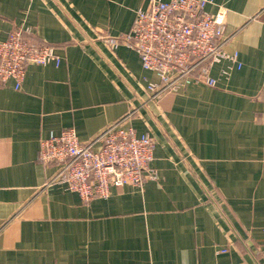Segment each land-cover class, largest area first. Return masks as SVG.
<instances>
[{
	"label": "crops",
	"instance_id": "1",
	"mask_svg": "<svg viewBox=\"0 0 264 264\" xmlns=\"http://www.w3.org/2000/svg\"><path fill=\"white\" fill-rule=\"evenodd\" d=\"M148 2L0 0V41L30 29L62 59L0 85V264H264V0H215L240 67L157 102L137 52L104 42ZM134 111L154 180L89 203L44 188L58 165L38 161L42 140L74 128L87 143Z\"/></svg>",
	"mask_w": 264,
	"mask_h": 264
},
{
	"label": "built area",
	"instance_id": "2",
	"mask_svg": "<svg viewBox=\"0 0 264 264\" xmlns=\"http://www.w3.org/2000/svg\"><path fill=\"white\" fill-rule=\"evenodd\" d=\"M212 5L215 0H149L146 8L135 12L128 33L105 39L112 51L120 46L135 50L144 70L155 75L157 81L147 88L149 101L157 102L193 84L215 88L212 70L216 65L228 62L240 67L238 53L227 50V10L219 7L210 13L207 9ZM31 34L30 29L19 28L0 41V85L13 81L19 90L28 66L61 65L56 48L35 43ZM231 70H222L221 76H229ZM134 114H127L87 143L79 141L74 128L42 140L38 161L58 165L44 188L61 185L89 203L108 198L112 188L142 187L154 180L151 163L156 142L150 134L138 136L131 123Z\"/></svg>",
	"mask_w": 264,
	"mask_h": 264
}]
</instances>
